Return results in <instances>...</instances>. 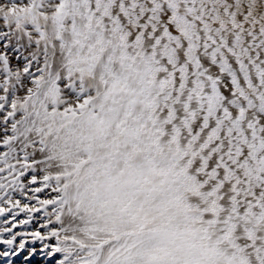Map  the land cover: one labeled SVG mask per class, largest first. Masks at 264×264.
<instances>
[{
  "label": "snow or ice",
  "instance_id": "1",
  "mask_svg": "<svg viewBox=\"0 0 264 264\" xmlns=\"http://www.w3.org/2000/svg\"><path fill=\"white\" fill-rule=\"evenodd\" d=\"M5 213L0 264H264V0H0Z\"/></svg>",
  "mask_w": 264,
  "mask_h": 264
},
{
  "label": "rangeland",
  "instance_id": "2",
  "mask_svg": "<svg viewBox=\"0 0 264 264\" xmlns=\"http://www.w3.org/2000/svg\"><path fill=\"white\" fill-rule=\"evenodd\" d=\"M15 198H19V196L16 195ZM42 198H43V194H42ZM5 219H9V214L8 213L0 214V226H4L2 224V221L5 220ZM17 219H26V214L25 213H20L19 216L17 217ZM39 223H42V220L35 221L33 223H30L27 226L21 225L18 228L14 229L13 231L14 232H17V231H19V232L32 231V230H35L39 226ZM7 226H10V224L7 225ZM7 235L8 234H5L6 238H7ZM37 246H39V245H37ZM0 247H3V246H0ZM17 264H19V261H17ZM33 264H36V262L34 261ZM41 264H43V262H41Z\"/></svg>",
  "mask_w": 264,
  "mask_h": 264
}]
</instances>
